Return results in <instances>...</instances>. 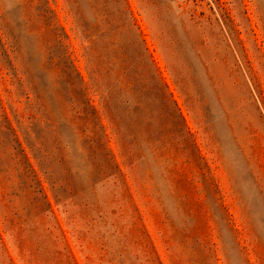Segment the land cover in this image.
Masks as SVG:
<instances>
[{"label":"rangeland","instance_id":"obj_1","mask_svg":"<svg viewBox=\"0 0 264 264\" xmlns=\"http://www.w3.org/2000/svg\"><path fill=\"white\" fill-rule=\"evenodd\" d=\"M0 264H264V0H0Z\"/></svg>","mask_w":264,"mask_h":264}]
</instances>
